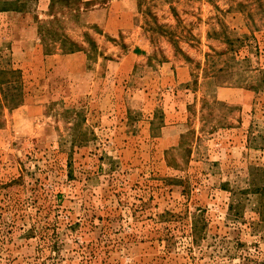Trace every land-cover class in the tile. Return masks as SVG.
Segmentation results:
<instances>
[{"label":"rangeland","instance_id":"obj_1","mask_svg":"<svg viewBox=\"0 0 264 264\" xmlns=\"http://www.w3.org/2000/svg\"><path fill=\"white\" fill-rule=\"evenodd\" d=\"M0 264H264V0H0Z\"/></svg>","mask_w":264,"mask_h":264},{"label":"trees","instance_id":"obj_2","mask_svg":"<svg viewBox=\"0 0 264 264\" xmlns=\"http://www.w3.org/2000/svg\"><path fill=\"white\" fill-rule=\"evenodd\" d=\"M54 2H63L64 0H53ZM2 73V72H1Z\"/></svg>","mask_w":264,"mask_h":264}]
</instances>
